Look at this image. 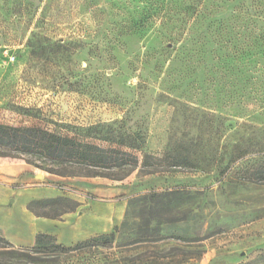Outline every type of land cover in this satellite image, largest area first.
Listing matches in <instances>:
<instances>
[{
    "label": "rangeland",
    "instance_id": "1",
    "mask_svg": "<svg viewBox=\"0 0 264 264\" xmlns=\"http://www.w3.org/2000/svg\"><path fill=\"white\" fill-rule=\"evenodd\" d=\"M0 123L138 157L122 180L0 157L15 246L114 233L56 264H264V0H0ZM58 196L78 205L27 209Z\"/></svg>",
    "mask_w": 264,
    "mask_h": 264
},
{
    "label": "trees",
    "instance_id": "2",
    "mask_svg": "<svg viewBox=\"0 0 264 264\" xmlns=\"http://www.w3.org/2000/svg\"><path fill=\"white\" fill-rule=\"evenodd\" d=\"M0 157L22 159L58 176L104 177L111 180L126 178L138 164L135 154L119 147H103L83 138L61 135L40 126H13L1 123ZM143 163H146V160ZM262 172L256 171L255 175L260 176ZM157 195L145 194L144 198L151 200ZM77 205L75 200L58 196L32 200L26 206L36 216L55 219L73 210ZM139 232V236L130 241H150L147 223L139 228ZM113 238L114 233H111L65 246L57 243L51 234L38 233L32 246H15L0 235V256L5 258L0 264H56L61 259L72 256L84 258L86 253L92 254L104 247H110ZM142 257L140 255L135 258L138 264H153ZM137 263L133 261L131 264Z\"/></svg>",
    "mask_w": 264,
    "mask_h": 264
},
{
    "label": "crops",
    "instance_id": "3",
    "mask_svg": "<svg viewBox=\"0 0 264 264\" xmlns=\"http://www.w3.org/2000/svg\"><path fill=\"white\" fill-rule=\"evenodd\" d=\"M0 195H2V193H0Z\"/></svg>",
    "mask_w": 264,
    "mask_h": 264
}]
</instances>
